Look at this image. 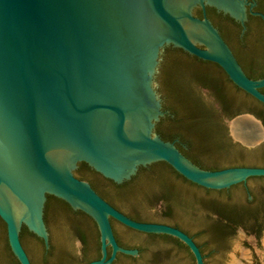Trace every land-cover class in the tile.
I'll list each match as a JSON object with an SVG mask.
<instances>
[{
  "label": "water",
  "instance_id": "95a60500",
  "mask_svg": "<svg viewBox=\"0 0 264 264\" xmlns=\"http://www.w3.org/2000/svg\"><path fill=\"white\" fill-rule=\"evenodd\" d=\"M245 5L246 0H0V219L5 223L0 221V264H84L79 235L64 229L59 238L53 198L44 215L47 195L96 223L101 256L88 264H112L118 253L134 256L121 257L127 264H194L184 248L158 236L153 240L171 248L166 260L120 246L111 220L138 232L177 238L189 248L195 264H264V167L204 169L164 139L198 142L202 136L189 124L194 108L171 79L169 58L181 54L178 48L217 63L237 87L264 104V76H247L204 13L206 6L213 7L244 30ZM198 8L202 17L194 14ZM200 90L219 107L209 88ZM223 121L238 151L206 165L242 158L264 161V124L258 117L244 111L223 115ZM194 150L192 146L191 154ZM81 162L116 184L124 183L127 193L148 176L167 178L191 195V205L170 201V210L161 196L148 200L146 214L183 225L203 246L205 263L200 247L183 230L135 220L111 205L76 176ZM78 172L107 192L96 175L83 168ZM239 183L243 185L228 190ZM237 191L244 207L227 212L226 207L234 206L230 195ZM119 201L129 213H138ZM61 206L59 213L84 218ZM218 216L229 217L235 227L225 239L212 226ZM198 220L209 227L197 226ZM114 225L126 243L141 244L142 238ZM48 229L53 247L46 253ZM96 251L90 249L91 254Z\"/></svg>",
  "mask_w": 264,
  "mask_h": 264
},
{
  "label": "flooded vegetation",
  "instance_id": "af4514ba",
  "mask_svg": "<svg viewBox=\"0 0 264 264\" xmlns=\"http://www.w3.org/2000/svg\"><path fill=\"white\" fill-rule=\"evenodd\" d=\"M245 6H246L247 19L245 21L244 30H243V26L238 21H236L227 14H223L221 12L216 11L213 7L206 6L204 13L206 17L213 23V25L218 28L222 37L233 51L236 59L238 60L239 64L241 65L242 69L247 74V76L256 79L264 76V19L260 15V14L264 15V0H246ZM211 12H213L216 18L219 19V21L224 26V29L222 28L221 25L217 23L215 17L211 14ZM194 14L198 17H202L203 10L201 8H198L196 11H194ZM177 51H179L181 54H172L169 58V61H170V66L172 68L171 79L176 90H178L179 95L182 96L181 95L182 93L185 94V89L191 88L194 91V93L199 97V100L202 104L215 109L217 112L216 121L220 136L223 137L225 140H227V142L233 144L226 133L225 123L223 121V115L226 117H230L233 115L240 114L241 112L232 114L235 106L238 103H240L243 99H249V98L254 99V98L245 91H243L242 89H240L239 87H237L228 78L227 74L217 63L199 59L198 57L194 55H190L189 53L185 52L181 48H178ZM177 71H181V72L177 73ZM200 86L207 87L213 92L212 94L218 99L219 107L215 106L211 101H209L203 96L200 90L201 88ZM260 90L264 93V87L261 88ZM259 119L264 124L263 120L261 118ZM164 139L174 142V144L179 148V150L185 156H187L190 160L199 164L200 166L208 169L215 168L214 165L201 164L200 162L197 161V158L192 156L190 141H183L177 137H165ZM165 164L168 165L172 170H174L169 164L167 163ZM78 166L79 167L76 176L80 179L82 178L88 181L91 184V186L96 190V192H98L108 202L109 200L102 194L101 190L95 184V182H93V180L87 177L85 174H81L80 172H78L80 169L83 168L85 173H93L94 175H96L100 183L111 192L115 194L126 192L124 189H122L124 183L121 184L114 183L112 180L107 179L98 172L94 171L84 162L79 163ZM140 170L141 169H139V171ZM145 178H148V176H145ZM143 179H140L138 182H140ZM240 185H243V183L233 185L230 188H228V190H231L234 187ZM208 190L221 193L222 191H225L227 189H221V190L208 189ZM239 195H240V191H237L236 193L234 192L232 196L230 195V200L233 199L234 202L233 209H230L229 207L225 206L227 209L225 208L224 210L233 213L235 212V210L239 211L240 209H242L244 205L239 200ZM159 196L169 201L167 208L170 210L171 207L170 201L172 200L170 198L165 197L163 194H156V196H152L150 199H140L139 206L137 208L138 213L136 215H133L126 210H122V209H118V210L138 221L165 223L178 227L179 229L183 230L184 232L192 236L195 242L197 243V245L200 247V250L204 256V263H205L206 254L203 251V246L197 241L196 237L193 234H191L187 229H185L183 226H181L180 223H176L170 219H156L152 217L150 218L146 214L147 208L145 202L153 198L156 199ZM50 198H53L55 200V204L53 205V209H52L54 219L55 216L59 214L60 208L62 207L61 204H64L65 207H68L70 210L74 212H81L79 210L76 211L73 210L63 200L52 195H47L45 208H44V215H46V208H47L48 200ZM0 221L5 225V223L1 219ZM44 221L47 224L45 216H44ZM212 226L216 229L218 228L219 231H221L219 233H221L220 236L223 239L227 238L230 232L235 231L234 224L232 223L229 217L218 216L216 217V219L213 218ZM135 233L138 234L135 236H138L140 238L142 236H147L148 234L138 231H136ZM28 234L31 237V239L36 238L37 240L41 241L40 238H38L35 234L30 232L29 230H28ZM202 236L205 238L206 236L208 237V233L206 232V229H203ZM20 240L31 260L30 254L23 241L22 232H20ZM206 243L208 244V241H206ZM208 246L211 247V244L209 243ZM211 251L212 249L210 250V252ZM109 252H110V248H108V253Z\"/></svg>",
  "mask_w": 264,
  "mask_h": 264
},
{
  "label": "trees",
  "instance_id": "16d2710c",
  "mask_svg": "<svg viewBox=\"0 0 264 264\" xmlns=\"http://www.w3.org/2000/svg\"><path fill=\"white\" fill-rule=\"evenodd\" d=\"M180 72L181 71H177V73ZM181 95L184 99L188 100L190 106L194 108L195 111V116L191 117L189 120V124L191 128L195 131H198L202 135L198 142L190 140L191 147L193 146L195 148L192 156L197 158L198 162H200L203 165H206L207 162L215 160L219 155L232 154L233 152L238 151L233 144L227 142V140H225L223 137L220 136L216 121L217 112L215 109L202 104L199 100V97L194 93V91L191 88L185 89V94L182 93ZM244 111L255 114L257 117L261 118L264 122V104L252 98L243 99L240 103H238L235 106L232 114H236ZM195 164L200 166L197 163ZM214 166L215 168H212V170L229 167V166L264 167V161H258V160L255 161V160L242 158L237 160H228V161L216 163V165ZM200 167L204 168L202 166ZM204 169H208V168H204ZM133 190L134 191H131V193L125 192L120 194H113V192H111L110 190H107V192L102 190L101 192L109 200V203L111 205H113L117 209H122V210H126V209L120 203L119 199L125 200L132 208L137 209L139 206L140 199H150L152 196H156V194H163L165 197L170 198L174 203L185 206L191 205L193 201L191 195H188L180 191V189L172 185L167 178H161V179L159 178L154 180H152L151 178H144L135 185V188ZM78 213H82L84 218L79 219L78 217H72L71 215H69L68 212L63 210L61 213L55 216V221L58 224V230L60 232L59 238H62V232L64 231V229H66L68 233L70 231L72 232L74 231L79 235V239L84 246L82 262L84 264H88L89 262L98 259L101 256L99 231L96 223L93 221V219L90 216H88L83 212H78ZM197 222H198L197 226H200L202 228L209 227V224L205 221L198 220ZM115 223L120 225L123 233L126 235L127 234L138 235V234L135 233L136 231L121 225L115 220H111L115 238L120 246L125 248H137L139 250V254L144 253L147 257H155L159 260H166L170 257L171 248L163 243L153 240V238L158 236L167 239L179 245L180 247L184 248L188 253V255L190 256V258L192 259L193 263L195 264L194 257L190 252V250L188 249V247H186V245L177 238L167 234L148 233L147 236L141 237L142 241L139 246L131 245L126 243L122 239V235L119 234L115 228L114 225ZM49 234H50V247L48 249L44 248L43 242L40 239L41 240L40 242L46 253H49L53 247L52 236L50 231ZM90 249H96L97 251L95 254H91ZM121 257L122 259L134 258V256L118 253L116 259L113 261L112 264H127L125 263L124 260L121 259ZM66 264H74V263H72V260H70L66 262Z\"/></svg>",
  "mask_w": 264,
  "mask_h": 264
}]
</instances>
